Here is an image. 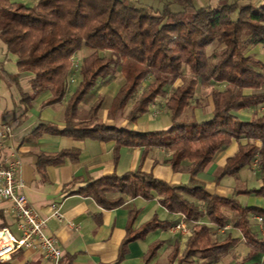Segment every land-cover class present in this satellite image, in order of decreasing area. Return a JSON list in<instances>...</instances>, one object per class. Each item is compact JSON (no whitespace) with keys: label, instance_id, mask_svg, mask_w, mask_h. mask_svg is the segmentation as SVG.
<instances>
[{"label":"trees","instance_id":"1","mask_svg":"<svg viewBox=\"0 0 264 264\" xmlns=\"http://www.w3.org/2000/svg\"><path fill=\"white\" fill-rule=\"evenodd\" d=\"M28 5L19 0H0V37L7 49L17 57L20 71L33 73L32 93L23 99L31 103L50 90L51 96L43 107L66 102L65 124H40L34 131L44 134L114 141V159H120L123 146L164 147L173 151L170 161L174 169L189 161L190 180L170 184L138 169L122 175L113 174L90 180L77 193L94 198L107 209L125 203V197H142L158 201L172 213H183L196 224L186 249L180 254L175 247L171 262L190 264L198 255L213 264L223 258L237 239L214 243L210 228L198 222L203 218L224 225L219 206H227L236 213L233 226L241 230L250 247L249 254L236 264H246L255 254L264 253V235L253 224V216L263 218L264 209L242 204L237 196L255 194L264 197V183L260 188L235 187L231 195L223 197L210 193L199 180L219 151L233 141L237 152L229 157L216 175L219 182L227 176H237L240 170L259 158L264 171V114L249 120L238 112L264 104V61L248 54L252 46L264 45V0H219L217 4L197 7L195 0H177L182 9L175 11L170 4L161 10L141 6L128 0H36ZM88 46L94 51L80 66L81 80L70 92L75 55ZM214 46L212 53L209 48ZM189 69L191 75L185 73ZM120 72L125 81L115 95L109 113L118 117L132 102L139 87L153 79L147 90L133 101L127 114L129 122L150 112L160 97H167L171 124L154 132H135L126 127L107 125L98 120L104 104L99 96L90 108L88 119L81 120L80 105L87 101L100 80ZM178 79L183 82L168 95L167 87ZM224 85L212 91L213 112L205 120L194 117L181 119L195 97L199 84ZM258 142H261L260 146ZM69 157L78 161L79 149L62 150L54 155H40V163L62 164ZM109 193H120L115 199ZM138 211H131L127 235L122 242L118 263L127 255L130 243L145 239L158 229H169L170 221L157 216L134 229ZM0 227L7 226L0 210ZM154 245L146 257L149 262L160 248ZM0 264H15L13 259ZM24 264H31L26 262Z\"/></svg>","mask_w":264,"mask_h":264},{"label":"crops","instance_id":"2","mask_svg":"<svg viewBox=\"0 0 264 264\" xmlns=\"http://www.w3.org/2000/svg\"><path fill=\"white\" fill-rule=\"evenodd\" d=\"M19 1L28 5H35L37 2L36 0ZM128 1L153 7L156 10H161L166 4H170L175 11L182 9V5L177 0ZM196 2L202 7L217 4L219 0H195V4ZM260 2L261 0L257 1ZM32 78V72L19 70L17 57L7 49L0 37V121L9 123L13 127V136L8 140L7 146L12 148L16 157L20 159L18 179L24 183L23 192L28 198L29 205L43 216L50 217L47 231L56 237L63 250L59 264H177V260L171 262L170 254L176 246L180 248V254L186 249L196 224L186 217L187 224L192 230L191 234L174 231L173 226L186 216L185 214L169 212L158 198L146 200L128 195H123L125 197L123 205L107 209L94 198L77 193L76 190L85 186L90 180L113 174L122 175L138 169L170 184H183L190 180L189 170L183 168V163L180 168L174 169L170 163L173 152L164 147L123 146L120 150V159L115 162L114 141L52 134L35 136L34 131L40 124L54 123L60 126L65 124L66 102L43 107L42 103L52 94L50 90L37 96L31 103L24 100L25 93H32ZM76 87L77 84H70V92H74ZM246 110L243 109L241 112ZM146 116H140L134 123L129 122L127 118L119 123L116 117L105 118L100 122L126 127L135 132H154L166 128L148 122ZM249 119L251 118L244 120ZM142 122L144 125H141ZM258 144L262 145L261 142ZM65 149H79V160L74 161L67 157L62 164L40 163L41 154L54 155ZM237 150L238 143L233 141L227 148L219 151L212 164L199 175L198 179L206 184L208 192L227 197L232 194L235 187L253 189L263 185L264 171L259 158L243 167L237 176H227L219 182L216 180L219 170ZM8 153H10L8 150L2 152L3 155ZM120 195V193H109L108 198L115 199ZM237 199L244 205L264 209L263 196L240 194ZM56 207L62 214L61 219L52 216ZM0 210L5 215L7 223L5 227L11 228L19 235L12 203L6 200L0 201ZM135 210L139 213L133 225L134 229L140 228L155 216L162 221H170L172 226L169 229L153 231L145 239L130 243L126 257L118 263L120 248L127 235L129 215ZM219 214L224 219V225H219L208 218H203L198 223L210 228L214 243L237 239L227 254L213 263L236 264L249 254L250 247L245 242L241 230L233 226L236 213L227 206H219ZM252 220L255 228L264 235V226L258 216L254 215ZM158 243L161 245L156 256L147 262L148 253ZM206 260L203 255H198L190 264H202ZM13 262L55 264L37 250H26L17 255ZM246 264H264V253L255 254Z\"/></svg>","mask_w":264,"mask_h":264},{"label":"built area","instance_id":"3","mask_svg":"<svg viewBox=\"0 0 264 264\" xmlns=\"http://www.w3.org/2000/svg\"><path fill=\"white\" fill-rule=\"evenodd\" d=\"M13 127L9 123L0 121V201H10L17 217V235L9 227L0 228V262H7L21 249L37 250L46 259L59 264L63 257V250L53 235L48 233V220L38 210L29 205L28 198L23 192L24 183L18 179L20 159L16 157L12 148L7 146L8 140L13 136ZM10 153L3 155V151ZM52 216L59 219L62 214L58 207ZM263 221L262 217H258ZM174 231L191 234L192 230L184 216L173 226Z\"/></svg>","mask_w":264,"mask_h":264},{"label":"rangeland","instance_id":"4","mask_svg":"<svg viewBox=\"0 0 264 264\" xmlns=\"http://www.w3.org/2000/svg\"><path fill=\"white\" fill-rule=\"evenodd\" d=\"M199 5L200 4L196 2V6ZM213 50H214V46L210 47L209 53H212ZM92 52L93 49H91L88 46H84L82 51H79L75 55L73 71L70 77L71 84H78L80 82L81 80V76L79 73L80 66L82 64L83 59L86 56L90 55ZM246 52L264 61V45L252 46L248 48ZM185 73L191 75L189 69H186ZM151 80L153 79H148L139 87L138 91L134 95L132 102L124 109L122 114L116 117L118 118L119 123H122V121H124V119L127 118V114L131 109V105L133 101L138 99L143 94V92L147 90ZM124 81L125 79L120 72H117L115 75L111 77L100 80L98 82V85L92 90L87 101L83 102L82 105H80L81 113L79 115V119L85 120L89 118L90 108L96 102L99 96L104 97V104L99 112L98 120L103 121V119L105 118H109V119L113 118L110 115L109 110L115 95L119 91L120 87L123 85ZM182 82L183 81L181 79H178L174 85L168 86L167 87L168 95L173 94L176 91L177 86L181 85ZM215 88L224 89L225 86L218 85L215 83H212L209 86H204L202 84H199L196 89L195 97L191 100V104L185 109V112L181 119L191 120L194 117H196L198 120H205L209 118L212 115L214 109L213 100H212V91ZM166 100L167 97H160L157 99V102L152 105L150 112L145 114L147 115L145 119H147L148 122L152 124H156L158 125V127H166V128L171 124V111L166 105ZM246 109H247L246 111L241 112L240 110L237 113L241 119L253 118L256 114H264V104H262L257 108H252V109L246 108ZM141 125H144L143 122ZM189 164H190L189 161H184L182 166L184 169L188 170Z\"/></svg>","mask_w":264,"mask_h":264}]
</instances>
